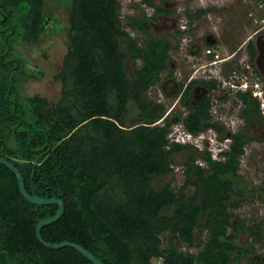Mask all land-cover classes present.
Masks as SVG:
<instances>
[{
    "label": "trees",
    "instance_id": "16d2710c",
    "mask_svg": "<svg viewBox=\"0 0 264 264\" xmlns=\"http://www.w3.org/2000/svg\"><path fill=\"white\" fill-rule=\"evenodd\" d=\"M33 4L31 13L18 17L24 23L21 30L16 26L12 34L21 31L22 37L35 39L40 9ZM141 4L154 12L172 10L154 0H140L138 12L122 14L120 0H72L56 100L19 94L14 83L18 68L9 74L13 111V103L5 98L7 67L0 63V156L19 168L28 192L62 199L61 216L41 228L46 241L77 242L104 264H239L242 258L246 264H264V258L256 261L251 247L237 240L246 230L259 239L264 225H245L233 212L243 199L238 185L241 156L255 139L250 121L262 118L258 101L238 92L241 101L234 99L233 104L238 103L245 122L227 132L223 123L213 120L211 96L185 104L193 80L181 98L187 113L176 110L164 116V104L150 98L148 90L162 71L172 74L168 59L178 48L181 30L151 35L155 14H147ZM3 5L17 11L26 7L23 0L0 3L7 17L12 14ZM212 10L211 5L186 9L188 24ZM245 47L257 72L253 39ZM3 48L1 36L0 52ZM214 48L207 58H213ZM200 82L213 91L218 87L216 79ZM181 88L180 83L177 92ZM176 118L193 134L206 126L228 133L231 142L221 152L224 159L212 157L207 148L170 141L167 133ZM180 154L182 178L173 185ZM257 189L264 205V177ZM57 209L56 203L25 198L13 171L0 163V264H94L71 245L50 248L37 238L36 222Z\"/></svg>",
    "mask_w": 264,
    "mask_h": 264
},
{
    "label": "rangeland",
    "instance_id": "374dc122",
    "mask_svg": "<svg viewBox=\"0 0 264 264\" xmlns=\"http://www.w3.org/2000/svg\"><path fill=\"white\" fill-rule=\"evenodd\" d=\"M154 1L157 2L158 0ZM168 1L174 2L173 6L175 8V12L165 20L160 19L157 15V18L150 22L151 35H166L173 29L180 28V26L185 22V27L194 28L196 31H201V33L209 32L216 36L217 40L215 45L217 47L213 48L214 52L217 53L218 58H222L223 56L228 55V53L232 54V50L240 45V49L237 51V54L235 53L230 55V57H227L230 62V67L238 69L239 65L247 61L246 59H243L242 55L245 51V44L249 39H252L253 35L252 31L254 29V23L250 20L251 17L253 18V16H256L258 13L255 6V0ZM139 2L140 0H120L121 13L127 14L138 12L139 9L136 6ZM158 2H162V0H159ZM210 5L213 6V10L211 12L204 15V18L195 21L193 20L188 24L186 21L187 18L184 16V10H193L195 8ZM141 8L148 14L152 13L153 8L149 6L142 5ZM130 34L135 36L139 41L143 38V36L135 30H130ZM197 36L193 37L190 42L193 44H200V49L191 50L190 47L186 49L185 42L187 41L184 40L185 38H180L181 43L179 41V47L171 50V59H174L176 62L174 68L175 77L187 80L189 74L193 73L196 74V76L214 77L219 75L216 78H222L224 76V69L226 68L225 70H228L227 66L225 67V64L222 62H215L212 66H200L209 60L206 52V48L208 47L204 48L200 38H197ZM16 38H18L16 33L11 34L10 39H14L16 41ZM14 40L12 42H14ZM39 44L40 45L36 46V52H32V50L29 49L26 50L27 56L24 58L22 56V51L19 48L14 47V54H16V56L20 55V64L22 65L20 72L27 69L29 72L32 71L37 74H24L21 82L19 83V87L25 94L32 95L34 93H39L50 100H56L60 94V83L55 78V73L57 72L58 65H60V58L66 49L67 43L65 40L63 41L59 33H52L50 31L42 37ZM187 46H189V44ZM45 50L47 53L46 58L43 56ZM24 61L26 63L23 65ZM51 62L54 64L53 69H50ZM138 63H140V60H137V64ZM168 64H170L169 61ZM198 65L200 67H197ZM127 67L129 73L131 74L132 66L128 63ZM219 73H221V75ZM173 94H165L159 82L151 86L148 90V96L154 100L162 101L165 105V111L168 112L170 110V113H174V111L182 109L181 104L177 101L178 95ZM14 95L18 94L15 93ZM20 101L21 103H26L27 99L20 97ZM222 102L223 104L217 108L218 111H221L220 115H230L232 124L230 129L233 131L240 129L244 120L241 119L238 106H233L226 100H223ZM225 110L227 111V114L223 115L222 112ZM135 121V117L131 119V122ZM173 123L174 122H172V124ZM250 127L252 130L251 133L255 139L245 145V152L241 156L239 168L241 179L238 185L240 190L243 192V199L240 206L237 209H234L233 212L242 219L245 225L258 223L260 221V225H264V205L258 198L257 189L258 186L262 185V179L264 177V127L261 123H257V121L253 122ZM201 133L204 134L203 138H207V140H200V147L210 146V148L213 149V154L215 156L224 159V157L219 154V147H217L220 146V144L223 146L225 142L224 136L216 131L213 133L208 130V128L204 129ZM206 141L209 143L206 144ZM228 144L229 142L227 141V145ZM183 160V155H177V161L174 163L175 179L173 185H177L181 182L182 176L180 172V165ZM251 237L252 236H250L246 230L237 235V240L240 244L251 247L252 251L250 255L257 261L259 257L264 258V230L261 232L259 239H256L255 237V239H252ZM202 238H204L203 235ZM182 248L184 247H181V249ZM192 250H197V247H193ZM246 262L247 259L242 258L239 264H246Z\"/></svg>",
    "mask_w": 264,
    "mask_h": 264
},
{
    "label": "flooded vegetation",
    "instance_id": "af4514ba",
    "mask_svg": "<svg viewBox=\"0 0 264 264\" xmlns=\"http://www.w3.org/2000/svg\"><path fill=\"white\" fill-rule=\"evenodd\" d=\"M5 1H10V0H0V3L3 4ZM12 1H17V0H12ZM33 2H36V4L38 5V7L40 9V18H39L38 24H37V32H36L35 39L22 37V35L20 34L21 31H20V33L16 34V36H18V38H16V41L14 39H10L12 32H14V30H15V27L18 26V27H20V30H21V27L24 24L22 20H21L22 24H20V22H19L20 20H18V17L20 15H24V14L26 15L27 13H31L32 10H30V9L34 7ZM162 2H160V3H162L164 6L170 7L172 10L170 13H161V12H154V9H152L151 14H155V19L157 18V15H158L160 19L165 20V19L169 18L170 15H172L175 12V8L173 6L174 2H170L168 0H162ZM71 3H72V0H34V1L33 0H23V4H26V7L23 8L22 11H20V10L17 11V9H12V8H8V7L6 8L3 5L9 11V14H12L10 17L9 16L7 17L6 14L3 12V10L0 8V37L2 36L3 42L5 43V48H3L0 52V63L7 67L6 72H5V74H6L5 78H6V83L8 86H7V90L5 93V98L7 99V101L13 103V106H16V104H15V100L13 98L9 97V94H10L11 89H12L10 82H9V74L11 76V72L13 70H17L18 68H22V65H21V67H19V63L21 62L20 61V55L16 56V54H14V47L19 48L22 51V56L24 58L27 56L26 50L29 49V50H32V52H36V46L40 45L39 41L42 39V37L45 34H47L51 31L52 33L53 32L59 33L61 35V38L63 39V41L64 40L66 41L67 44H66V49L64 51V53H65L67 51V46H68V38H67L68 37L67 36V27L69 25L68 10L71 7ZM195 9H193V10H195ZM193 10H191V11H193ZM185 11L186 10H184V16L187 18L186 21H188V17L186 15ZM151 14H149V15H151ZM29 17H34V16H29ZM204 17H205L204 15L200 16L198 18L194 17L193 20L194 21L200 20L201 18H204ZM28 18H27V20H28ZM28 21L30 22V20H28ZM151 21H153V19H151ZM185 25L186 24L184 22V24L181 25L180 28H176V29L181 30V33L179 34V36L177 38L178 42L180 41V38L181 39L185 38L184 40L187 41V42L184 41L186 43V49L188 47H190L191 50L200 49V46H201L200 44H198V43L193 44L192 42H190V40L193 37L197 36V34H198L197 38H200L201 43H202L204 48H206V47L209 48L211 45L212 46L215 45V42L217 39H216V36L212 35V33H209V32H202L201 33V31L199 32V31H196L194 28L185 27ZM188 29H190L191 32H189ZM150 30H151V28H150ZM174 31H175V29H173L170 33H173ZM167 35H169V32L167 33ZM154 36H156V35H154ZM158 36H161V35H158ZM206 36H208V41H210V42L212 41L211 43L207 41ZM261 37H263V36L261 35ZM252 39L254 41L255 46H257L259 48V54H256V56L254 58L255 66L257 68V72L256 71L255 72L259 75L262 73V70H264V39H261L260 35H257V34H253ZM13 40H14V42H12ZM180 43H181V41H180ZM188 44H189V46H187ZM178 47H179V44H178ZM239 49H240V45L237 46L234 50H232L233 54H235V53L237 54V51ZM244 52H246V47H245ZM229 54L230 53H228V55ZM43 56L45 58L47 57L46 50L44 51ZM62 56L60 58V65H61ZM171 57H172V55L170 53V59H168L170 62V65L168 66V68L169 69L173 68L172 74L169 75L168 70L162 71L160 74V79L158 80V82L161 84V88L165 92V94L168 95V94L174 93L173 95H178L177 101L182 106V109H181L183 111L182 115H185L188 111L187 108H185L184 102L186 105H192L193 103H195L197 101L198 98L200 99L203 95H209V96H211V99H212V97L217 99L218 102L216 103V106H217V108H219L222 104V101L226 99V98H224V99L221 98L222 95H224L222 93V91L218 87L215 89V91H213L214 89L210 90L208 87H206V85H204L202 82H200V81H204V80L215 79L217 76H214V77L196 76V74L191 73V74H189V77L187 80L186 79L182 80V79L176 78L174 75V68H175L176 62L174 61V59H171ZM214 58H215V56H213V59ZM218 59H220V58H218ZM226 59H227V57L223 56L218 62H222L223 64H225V67L227 66V69H230L229 59H227V60ZM247 60H248V55H247ZM53 62H51V64H50V69L54 68ZM25 63L26 62L24 61L23 65ZM60 65H58L57 72L55 73V78L59 81L60 89H61L60 79L56 77L57 73L59 72ZM225 71H227V70H225ZM24 74L37 75L35 72H32V71L29 72L27 69H25V71H21L20 74L17 75L18 76L17 80L14 83H15V85H17V87L16 86L15 87L18 90V92H20L19 94L24 93L22 91V89L19 87V85H20L19 83L21 82ZM193 80H197V81L196 82L194 81L193 86L191 88V93L186 97V99L182 103V101H181L182 93L185 90L186 86L190 82H192ZM180 83L182 84V88L177 92ZM34 94L40 95L39 93H34ZM34 94H32V95H34ZM26 95H29V94H26ZM32 95H29V96H32ZM59 96H60V94H59ZM59 96H58V98H59ZM236 96H237V94H236ZM158 101H160V100H158ZM211 108H210V110H211ZM169 111L167 112L168 113L167 115L170 114ZM175 121H181V120L176 118ZM175 121H173V122H175ZM18 122H20L19 117H18ZM185 144H189V143H185Z\"/></svg>",
    "mask_w": 264,
    "mask_h": 264
},
{
    "label": "built area",
    "instance_id": "2783aa9c",
    "mask_svg": "<svg viewBox=\"0 0 264 264\" xmlns=\"http://www.w3.org/2000/svg\"><path fill=\"white\" fill-rule=\"evenodd\" d=\"M145 5V4H141ZM147 6V5H145ZM256 9L258 11L256 16H253L252 21L255 25L252 34H264V0H256ZM213 48H206V52H210ZM233 54V53H232ZM226 55V57H230V55ZM214 56L215 58H211L209 60H207L204 64L200 65V66H212L214 65L213 63L218 62L220 59L217 58V53L214 52ZM243 59L247 60V53L244 52V54L242 55ZM199 65L197 67H200ZM223 73V72H222ZM221 75V73H219ZM219 76V75H217ZM217 83H218V88L222 91L223 94H226V101H228L229 103H231L233 106V100H237V102H240V98H238L236 96V94L238 92H248L251 96L255 97V99L258 101V106H259V110L261 112L262 115H264V73L261 74H257L255 72V70H253V68L251 67L249 61H245L243 62L241 65L238 66V69H236L235 67H230V69H228L227 71L224 70V76L222 78H215ZM231 99V101H230ZM218 102L217 99L213 98L211 99V112L213 114V120H217L221 123L224 124V126L227 128V132L228 131H233L231 128L232 124H231V119H230V115H226L227 111L225 110L224 112H222L223 115L226 116H221L220 112L217 110V106L216 103ZM223 104V102H222ZM221 104V105H222ZM238 106V103L237 105ZM216 111V112H215ZM167 113V112H166ZM159 120L155 121L158 122ZM206 128H208V130L212 131L213 133H215L216 129H214L212 126H206ZM204 128V129H206ZM203 129V130H204ZM202 130V131H203ZM202 131H200L197 134H193L190 131H188L187 129H185V127L182 124V121H175L173 124H171V128L169 130V132L167 133V136L169 138L170 141H174V142H179V143H189V144H193L195 146H197L200 150L207 148L211 151V155L214 158L217 159H221L220 157H217L213 154V149L209 147H200L199 145V141L205 139L203 138V133H201ZM217 132V131H216ZM218 133V132H217ZM224 144L223 146L220 144L219 147V154L221 156L224 157V154H222L221 152L223 150H226L229 147V144L231 142V139L229 137L228 133H225L224 135ZM207 140V138L205 139ZM227 141L229 142V144L227 145ZM209 142L206 141V144H208ZM227 146H226V145ZM198 162L200 164H204L203 160L198 159ZM182 166V165H180Z\"/></svg>",
    "mask_w": 264,
    "mask_h": 264
},
{
    "label": "water",
    "instance_id": "95a60500",
    "mask_svg": "<svg viewBox=\"0 0 264 264\" xmlns=\"http://www.w3.org/2000/svg\"><path fill=\"white\" fill-rule=\"evenodd\" d=\"M206 39L208 41V36H206ZM208 42H210V41H208ZM256 49H257V54H259V48L257 46H256ZM263 72H264V70L262 71V73ZM14 108H15V106H13V111H14ZM0 163L5 164L7 167H9L13 171V173L15 174V176L17 178L19 189L25 198H27L31 202L38 203V204L56 203L58 205V209L54 215L42 218L39 221H37L35 224L36 236L44 245H46L47 247H50V248H60V247L66 246V245H71V246L75 247L77 250H79L84 256H86L94 264H104V262L102 260H100L99 258H97L91 251H89L88 249H86L85 247H83L81 244H79L77 242L70 241V240H61L59 242L46 241L42 237L41 228H42V226L55 221L56 219H58L61 216V214L64 211V203H63L62 199L59 197H41L35 193L28 192L26 187H25L24 177H23L21 171L19 170V168L16 167L10 160H8L4 156H0Z\"/></svg>",
    "mask_w": 264,
    "mask_h": 264
},
{
    "label": "crops",
    "instance_id": "0c3cea01",
    "mask_svg": "<svg viewBox=\"0 0 264 264\" xmlns=\"http://www.w3.org/2000/svg\"><path fill=\"white\" fill-rule=\"evenodd\" d=\"M263 71V70H262ZM261 117L262 118H256V119H250L251 121H250V125L251 124H253V122H256L257 121V123H261L262 124V126L264 127V115H262L261 114ZM241 119H243L244 120V118L243 117H241ZM244 122H245V120H244ZM254 140V139H253Z\"/></svg>",
    "mask_w": 264,
    "mask_h": 264
},
{
    "label": "clouds",
    "instance_id": "9594fccd",
    "mask_svg": "<svg viewBox=\"0 0 264 264\" xmlns=\"http://www.w3.org/2000/svg\"><path fill=\"white\" fill-rule=\"evenodd\" d=\"M256 1V0H255ZM254 27H255V25H253ZM258 35H260V38H263L264 39V34L263 33H259ZM261 35L263 36V37H261ZM168 113H166V111L164 112V116H166ZM157 121V120H156ZM159 121H160V119H159ZM158 121V122H159ZM206 128V127H205Z\"/></svg>",
    "mask_w": 264,
    "mask_h": 264
}]
</instances>
